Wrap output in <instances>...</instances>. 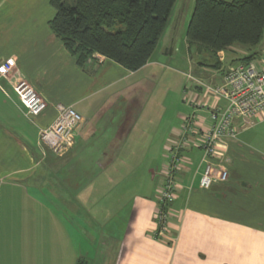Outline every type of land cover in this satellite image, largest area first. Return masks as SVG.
<instances>
[{
	"label": "crops",
	"instance_id": "obj_1",
	"mask_svg": "<svg viewBox=\"0 0 264 264\" xmlns=\"http://www.w3.org/2000/svg\"><path fill=\"white\" fill-rule=\"evenodd\" d=\"M184 5L148 62L131 70L107 57L78 65L50 28V0H0V65L14 61L9 78L0 76V264H264V117L220 140L215 161L229 177L202 189L200 144L210 109L226 102L170 67ZM263 51L264 34L256 46L221 51L218 72L196 77L221 83L229 66ZM19 78L48 102L33 120L13 90ZM172 78L180 97L170 109ZM57 103L82 116L63 155L39 139ZM173 151L181 158L175 195L157 236Z\"/></svg>",
	"mask_w": 264,
	"mask_h": 264
},
{
	"label": "trees",
	"instance_id": "obj_2",
	"mask_svg": "<svg viewBox=\"0 0 264 264\" xmlns=\"http://www.w3.org/2000/svg\"><path fill=\"white\" fill-rule=\"evenodd\" d=\"M50 28L84 66L113 59L128 69L144 66L163 36L177 0H50ZM264 34V0H195L186 29L189 53L221 68L219 53L236 44L256 46ZM96 54L102 57L98 59ZM256 53L239 60L248 62ZM77 264H89L85 257Z\"/></svg>",
	"mask_w": 264,
	"mask_h": 264
},
{
	"label": "built area",
	"instance_id": "obj_3",
	"mask_svg": "<svg viewBox=\"0 0 264 264\" xmlns=\"http://www.w3.org/2000/svg\"><path fill=\"white\" fill-rule=\"evenodd\" d=\"M224 61L223 54L219 53ZM98 58L102 56L97 54ZM14 61L11 59L0 65V76L9 78ZM188 77L199 83L206 92L216 99H224V107L210 109V126L200 144L203 151L204 170L200 178V187L210 189L214 184L227 181L229 171L219 166L217 145L227 136H235L239 130L237 123L243 128L252 127L258 117H264V51L260 58L248 62H238L229 66L218 84L207 83L200 78L188 74ZM13 90L25 107V114L31 120L43 113L47 108V100L25 79L19 78L12 83ZM57 116L52 124L40 130L41 144L47 146L57 155L65 154L75 144V130L82 121V116L72 106L56 104ZM188 122L191 123L189 120ZM186 125V130L191 126ZM180 156L173 151L165 172L164 184L160 189L156 219L159 228L155 235L166 234L169 215L168 203L174 199L176 175L179 170Z\"/></svg>",
	"mask_w": 264,
	"mask_h": 264
},
{
	"label": "rangeland",
	"instance_id": "obj_4",
	"mask_svg": "<svg viewBox=\"0 0 264 264\" xmlns=\"http://www.w3.org/2000/svg\"><path fill=\"white\" fill-rule=\"evenodd\" d=\"M69 1H72V0H69ZM183 3H185L184 8H183V18L184 20L187 19L188 21L192 13L195 0H177L175 4V11H177L179 7L181 6V4ZM187 21L186 22L184 21L183 25H181L180 34L179 36L176 37L178 39L177 40L178 50L172 58L170 67L172 69L174 67L176 69L179 67L180 71L186 75V79L188 82V81H193L192 78L188 77L189 73H191L194 76H198L197 74L213 75V71L218 72V69L211 67L209 65H203L200 63V61H198L197 59H193L192 56L190 55L188 46L186 44V29H187V24H188ZM178 63L182 64L184 67L182 65H178ZM175 75L179 77L177 74ZM218 75H221V72H219ZM182 79L183 78H179L178 81L180 80L182 81ZM170 81H171V85L167 86L165 91L167 92L169 91L166 106L171 109L175 107V104L173 105V103L175 99L180 97V93H179V90L178 91L174 90L173 84H174L175 78H172Z\"/></svg>",
	"mask_w": 264,
	"mask_h": 264
}]
</instances>
